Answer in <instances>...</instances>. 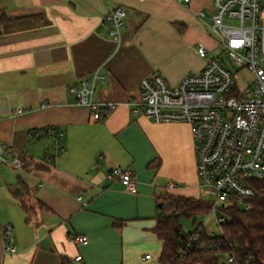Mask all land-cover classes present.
<instances>
[{
  "label": "crops",
  "instance_id": "0c3cea01",
  "mask_svg": "<svg viewBox=\"0 0 264 264\" xmlns=\"http://www.w3.org/2000/svg\"><path fill=\"white\" fill-rule=\"evenodd\" d=\"M208 5L212 0H0V143L32 162L21 167L22 200L32 203L26 211L19 205L23 219L8 222L15 251L0 239V264H161L153 231L158 197L200 198L195 144L187 123L154 122L136 108L138 86L153 74L176 84L201 71L209 56L196 47L211 44L198 14ZM116 6L125 12L118 40L104 21ZM83 78L94 80V102L117 103L97 120L69 90ZM48 126L62 132L64 151L56 156L53 138L33 136ZM114 166L133 172L135 193L108 177ZM75 235L88 242L76 243Z\"/></svg>",
  "mask_w": 264,
  "mask_h": 264
},
{
  "label": "built area",
  "instance_id": "2783aa9c",
  "mask_svg": "<svg viewBox=\"0 0 264 264\" xmlns=\"http://www.w3.org/2000/svg\"><path fill=\"white\" fill-rule=\"evenodd\" d=\"M188 1L182 0L185 5ZM212 2L215 10L211 21L204 23L215 36V41L210 47L202 44L196 47L200 56H209L207 63L201 71L185 75L176 84L169 83L160 74L141 79L136 108L154 122H185L190 126L200 199L211 202L210 212L220 226L228 220L223 209L229 204L234 202L249 210L251 200L260 193L264 194V1ZM198 15L202 19L205 14L200 12ZM225 18L229 21H224ZM124 19L125 12L120 6L105 15L104 21L113 39H120ZM215 50L224 54V62L220 56L210 55ZM231 64L253 73L246 88L239 89ZM93 85L94 80L83 78L69 90L75 95L76 105L89 107L93 119L97 120L110 113L117 103L94 102L91 99ZM25 110L19 107L16 112ZM33 136L53 138L56 144L54 156L64 151L59 145L62 132L53 127L37 128ZM54 156L50 159L53 160ZM2 164H9L14 169L22 167L20 158L0 143V166ZM107 175L118 180L125 189L137 191L130 169L114 166ZM174 186L169 183L167 188L171 190ZM219 211L221 215H217ZM202 229V223L198 224L192 239L197 238ZM0 239L6 250L15 251L11 244V224L0 225ZM73 240L80 244L88 242L83 235H75ZM149 256L146 254L144 258ZM80 258V255L75 257L76 260ZM232 261L229 257L228 262Z\"/></svg>",
  "mask_w": 264,
  "mask_h": 264
},
{
  "label": "trees",
  "instance_id": "16d2710c",
  "mask_svg": "<svg viewBox=\"0 0 264 264\" xmlns=\"http://www.w3.org/2000/svg\"><path fill=\"white\" fill-rule=\"evenodd\" d=\"M5 20L0 13V24ZM19 158L23 168L32 165L24 155ZM19 190L28 191L23 182L13 193ZM158 201L161 207L153 231L161 241V264H264V194L260 193L251 200L249 210L234 202L229 204L223 209L228 220L219 226V232L210 236L203 228L195 239L192 234L196 227L184 232L181 218L193 217L195 221L196 215L210 212L211 202L169 192L161 194ZM19 205L27 210L24 200L21 199ZM229 257L232 262H228Z\"/></svg>",
  "mask_w": 264,
  "mask_h": 264
},
{
  "label": "rangeland",
  "instance_id": "374dc122",
  "mask_svg": "<svg viewBox=\"0 0 264 264\" xmlns=\"http://www.w3.org/2000/svg\"><path fill=\"white\" fill-rule=\"evenodd\" d=\"M213 1V0H212ZM264 1V0H263ZM213 3V2H212ZM213 5H208L204 8L203 20L206 23H210L211 15L214 12ZM224 21H229V19H224ZM206 26V25H205ZM207 29V27H205ZM208 36L210 38V46L213 45L215 41V36L208 29ZM211 56H220L222 62L225 61L224 54H219V50L213 51ZM231 72L233 73L234 79L239 87V89H244L247 87V83L253 79V73L247 71L245 67L237 69L233 64H231ZM195 73V72H193ZM192 74V73H189ZM9 162V160H8ZM26 173L25 171L20 169H14L9 164H2L0 166V225H4L8 222H16L23 219L24 214L22 210L19 208V202L23 198V196L27 193H23L22 190H19L17 193H13L10 191V187H19L21 182L26 181ZM29 196V193L27 194ZM26 201V205H31V200L29 197H24ZM217 215H221L220 211L217 212ZM195 221H193V217H183L181 218V225L184 232L189 230H193L198 222H201L204 230L207 233H218L219 226L215 222V216L213 212H209L206 215H196ZM13 236V233H12Z\"/></svg>",
  "mask_w": 264,
  "mask_h": 264
},
{
  "label": "water",
  "instance_id": "95a60500",
  "mask_svg": "<svg viewBox=\"0 0 264 264\" xmlns=\"http://www.w3.org/2000/svg\"><path fill=\"white\" fill-rule=\"evenodd\" d=\"M17 189V187H10V191L14 192ZM158 206L161 207V203H158Z\"/></svg>",
  "mask_w": 264,
  "mask_h": 264
}]
</instances>
